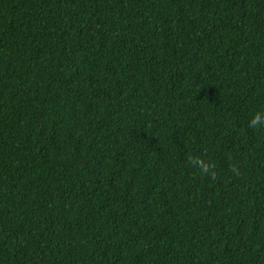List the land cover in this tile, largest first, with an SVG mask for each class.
Segmentation results:
<instances>
[{
  "label": "trees",
  "instance_id": "trees-1",
  "mask_svg": "<svg viewBox=\"0 0 264 264\" xmlns=\"http://www.w3.org/2000/svg\"><path fill=\"white\" fill-rule=\"evenodd\" d=\"M257 113L264 0H0V264H264Z\"/></svg>",
  "mask_w": 264,
  "mask_h": 264
},
{
  "label": "clouds",
  "instance_id": "clouds-1",
  "mask_svg": "<svg viewBox=\"0 0 264 264\" xmlns=\"http://www.w3.org/2000/svg\"><path fill=\"white\" fill-rule=\"evenodd\" d=\"M260 117V113L255 114L253 118L248 122V127L255 129L257 127L264 126V122L261 121ZM189 159L200 169L202 174L210 175L211 179L213 180L216 178V172L213 170L214 166L209 165L208 163H205L203 160L198 158L190 157ZM231 171H233L236 175L240 174L239 169L236 166H233Z\"/></svg>",
  "mask_w": 264,
  "mask_h": 264
}]
</instances>
